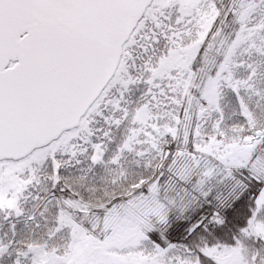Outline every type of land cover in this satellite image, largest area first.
<instances>
[{"label":"snow or ice","instance_id":"obj_1","mask_svg":"<svg viewBox=\"0 0 264 264\" xmlns=\"http://www.w3.org/2000/svg\"><path fill=\"white\" fill-rule=\"evenodd\" d=\"M0 264H264V0H0Z\"/></svg>","mask_w":264,"mask_h":264}]
</instances>
